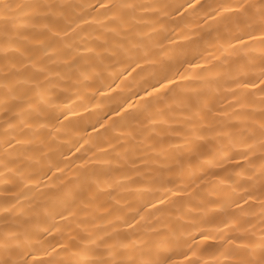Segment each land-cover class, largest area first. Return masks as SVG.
Returning <instances> with one entry per match:
<instances>
[{"label":"bare ground","instance_id":"1","mask_svg":"<svg viewBox=\"0 0 264 264\" xmlns=\"http://www.w3.org/2000/svg\"><path fill=\"white\" fill-rule=\"evenodd\" d=\"M0 264H264V0H0Z\"/></svg>","mask_w":264,"mask_h":264}]
</instances>
